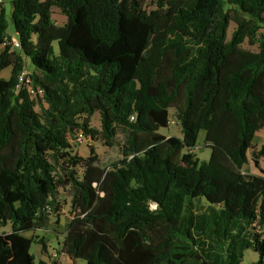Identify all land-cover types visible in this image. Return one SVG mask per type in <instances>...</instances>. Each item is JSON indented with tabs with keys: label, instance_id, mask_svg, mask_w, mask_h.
<instances>
[{
	"label": "trees",
	"instance_id": "16d2710c",
	"mask_svg": "<svg viewBox=\"0 0 264 264\" xmlns=\"http://www.w3.org/2000/svg\"><path fill=\"white\" fill-rule=\"evenodd\" d=\"M10 4L19 48L0 8V71L11 67L0 79V264H45L24 234L60 211L59 188L72 210L61 251L74 262L243 264L249 250L257 260L245 264H264V144L251 153L259 173L242 170L264 129V0ZM26 58L40 99L15 91ZM170 109L180 137L159 132ZM77 131L119 159L104 166L91 146L78 156ZM200 131L208 161L192 153Z\"/></svg>",
	"mask_w": 264,
	"mask_h": 264
},
{
	"label": "rangeland",
	"instance_id": "374dc122",
	"mask_svg": "<svg viewBox=\"0 0 264 264\" xmlns=\"http://www.w3.org/2000/svg\"><path fill=\"white\" fill-rule=\"evenodd\" d=\"M0 8L4 10V16L6 20V28H5V35L8 38L16 39V35L13 30V26L11 23V4L10 0H1ZM147 10H152L153 7L147 3L146 4ZM52 20L56 25H63L66 21V18L62 16L56 9L52 10ZM234 28V24L230 23L228 31H227V39L230 38L231 32ZM53 48L56 51L57 46L56 43H53ZM242 49L249 50V51H257V47L255 45H251L247 40L241 45ZM2 46L0 47V50ZM24 69L27 72L33 71V66L31 65L29 59H25V67ZM0 79L7 80L11 74V67H7L0 71ZM170 120H175L174 118V111L172 109L169 110ZM90 127L92 128H100L99 123V116L98 114H94V116L90 120ZM161 134L166 136H178L180 137V126L179 125H169L167 128H161L159 130ZM70 144L72 147V151L76 153L78 156L86 157L88 155L89 146L93 147L95 153L97 154L100 162L102 165L107 166L112 162L119 159V155L116 148H109L104 146L101 142H91L87 139H84L81 143H76L73 140H70ZM262 144H264V129L256 132L252 139V146L253 148L248 151L247 158L248 162L243 166L244 173H256L258 174V169L255 167L254 163L252 162V150L258 149ZM192 153L199 161H208L210 156V149L205 146L204 143V131H200L196 140L195 147L192 150ZM261 170L264 171V158L260 159ZM259 163V162H258ZM57 200L60 206V211L56 214H52L50 217V223L46 227V229L36 230L33 232H27L24 236L33 239V242L30 247V253L34 256L36 262L43 261L45 264H84L81 260H76V262L69 259L64 253L61 251L60 243L63 240V236L65 233L64 225L71 219L72 217V210L70 207V196L67 189L59 188L57 191ZM10 229L9 225L0 227L1 232H8ZM39 240H42L46 246L45 251H41V245ZM56 249L58 252V258L53 260L50 258V250ZM257 260V256L253 254L251 251H246L244 253V262L250 263Z\"/></svg>",
	"mask_w": 264,
	"mask_h": 264
},
{
	"label": "built area",
	"instance_id": "2783aa9c",
	"mask_svg": "<svg viewBox=\"0 0 264 264\" xmlns=\"http://www.w3.org/2000/svg\"><path fill=\"white\" fill-rule=\"evenodd\" d=\"M5 42L11 47V49L19 48V42L16 39L6 37ZM20 90H24L32 99H40L43 96V89L40 86L33 85L32 80L29 78V73L25 69H23L17 76V84L15 87V91L18 92ZM169 125H177V122L175 120H171L169 122ZM84 139L86 138L84 137L82 132L80 131L75 132L73 139L74 142L81 143L82 141H84ZM57 251L56 249L50 250L51 259L56 260L58 258Z\"/></svg>",
	"mask_w": 264,
	"mask_h": 264
},
{
	"label": "crops",
	"instance_id": "0c3cea01",
	"mask_svg": "<svg viewBox=\"0 0 264 264\" xmlns=\"http://www.w3.org/2000/svg\"><path fill=\"white\" fill-rule=\"evenodd\" d=\"M1 73V72H0ZM2 79V78H1ZM259 162V167H263L262 165H261V162H260V160L258 161ZM243 170V169H242ZM248 174H256V173H248Z\"/></svg>",
	"mask_w": 264,
	"mask_h": 264
}]
</instances>
